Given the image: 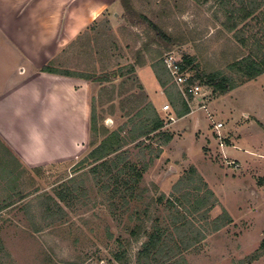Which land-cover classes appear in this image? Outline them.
Listing matches in <instances>:
<instances>
[{
	"label": "rangeland",
	"instance_id": "1",
	"mask_svg": "<svg viewBox=\"0 0 264 264\" xmlns=\"http://www.w3.org/2000/svg\"><path fill=\"white\" fill-rule=\"evenodd\" d=\"M126 3L131 13L145 17L157 31L150 24L128 22L124 16L129 13L120 2L115 15L104 14L75 41L65 45L52 60L53 65L62 71L103 77L118 67L125 68L145 48L148 63L162 61L164 54L174 51L194 59L199 73L209 74L225 71L247 54L232 34L224 30L226 18L214 0L204 3L126 0ZM258 13H264V5ZM262 26L259 24L258 29L251 31L258 33L259 39ZM243 32L242 37L251 35L247 29ZM260 44L264 45V38ZM40 47L33 49L36 55L43 54ZM22 59V64L30 69L37 68L39 58ZM20 61L0 40V95L7 84L26 78L27 74L24 77L18 74ZM24 65L25 74L29 68ZM136 83L132 74L113 86L108 83L101 89L103 92H98V84H93L92 105L100 126L109 131L124 127L128 137L130 125L126 124L125 116L138 109L139 103L133 97L137 93ZM110 87L115 89L114 94ZM202 91L206 93L203 103L192 101L188 107L197 111V115L187 122L199 126L194 129L187 126L190 130L185 137L167 145L160 162L163 150L158 147L163 142L152 136L119 151L121 161L116 156L109 157L110 177L104 176L100 163L77 169L76 165L90 152L88 145L84 146L86 151L78 148L80 153L71 159L33 167L41 168L39 173L18 166L12 176L5 175L0 168V264H118L114 261L118 253L123 255L122 262L136 264V254L146 235L156 227L166 230L170 237L166 244L173 246L177 242L173 226L178 221L173 218L175 214L171 213L175 211L168 201L177 205V199L184 200L182 194L192 191L195 185L201 189L197 195L187 197L190 208L196 198L211 193L206 205L209 207L188 216L201 240L197 239L190 247L191 238L184 240L186 250H175L174 254L183 257L186 264H264V255L250 263L247 260L264 239V75L222 97L211 95L208 89ZM111 99L114 102L110 103ZM28 105L37 117L34 129L39 126V133L46 136L54 128L58 142L72 145L76 135L66 133L69 119L63 110L54 121L46 106L38 112L41 106ZM25 123V127L33 125ZM217 124L222 125L220 132L214 131ZM179 131L175 132L177 137H181ZM46 144L49 143L41 141V145ZM230 162L237 168L229 166ZM127 164L142 172V178L136 184L130 179L132 197L123 199L116 191H123L118 170ZM193 169L195 184L189 180ZM183 180L187 182L183 184ZM181 203L182 207L188 205ZM46 207L52 214L46 213ZM219 217L223 224L216 231L214 221ZM154 264H162V259Z\"/></svg>",
	"mask_w": 264,
	"mask_h": 264
},
{
	"label": "crops",
	"instance_id": "2",
	"mask_svg": "<svg viewBox=\"0 0 264 264\" xmlns=\"http://www.w3.org/2000/svg\"><path fill=\"white\" fill-rule=\"evenodd\" d=\"M7 1L0 0V40L4 41L21 59L18 74L21 77L26 74L27 76L21 81L7 84L2 90L4 93L0 95V142L10 151L21 168L33 169V167L71 159L80 153L78 148L82 149L84 146L86 148L88 145L89 118L94 101L92 86L98 84V92H100L105 86L109 84L113 86L122 79L113 78L111 83L102 85L99 82L42 73L39 69L56 58L65 45L75 41L104 14L114 12L115 15L120 8V0H12L11 3ZM20 43L25 47H21ZM37 45L41 46L43 54H35L33 49H36ZM147 52L144 48L141 53L135 55L131 63H128L134 65V75L137 79L135 87L137 93L133 97L139 104L133 114H138L147 106L150 114L163 122L162 128L150 135V138L155 136V139L162 142L170 138L165 146L162 144L158 147L163 150L158 159L160 162V159L164 158L167 145L176 139H183L190 130L187 126L192 125L194 129L199 124L187 122L188 119H193L191 118L193 115H197V111L189 110L187 115L180 118L175 116L182 110L183 99L181 96L178 97V90L170 82L168 73L161 63L159 67L163 73L162 81L164 84L166 80L169 82L165 87L159 84L152 68L156 61L148 63L150 60ZM22 57L28 61L32 59L37 61L39 58L37 68L30 69L22 64ZM23 65L29 68L25 74ZM165 89H168L169 93H174L170 100ZM114 90L110 87L113 94ZM109 102H114V99ZM29 103L41 106L37 108L38 112L40 108L45 109L46 106L48 115H53L54 121L58 119V112L63 110L64 115L69 119L66 133L76 135L72 145L58 142L59 135L54 128L46 136L39 133V126L34 129L38 124L37 117L33 116ZM164 106L169 107L168 112L162 110ZM133 114L125 116L126 124L134 116ZM168 115L174 118V122L167 123ZM109 117H112V114H109ZM27 121L28 124L33 125L25 127ZM177 130H180L181 137L175 134ZM41 141L42 144L47 142L49 144L41 145ZM197 145L200 146V143Z\"/></svg>",
	"mask_w": 264,
	"mask_h": 264
},
{
	"label": "trees",
	"instance_id": "3",
	"mask_svg": "<svg viewBox=\"0 0 264 264\" xmlns=\"http://www.w3.org/2000/svg\"><path fill=\"white\" fill-rule=\"evenodd\" d=\"M192 1L195 3H204L208 0ZM120 2L121 5L125 8V12L129 13V15L124 16L125 18H127L128 22L132 24H150L149 26L157 31L155 26L147 21L145 17L141 15H137L136 17L134 13H131V7L126 3V0H120ZM214 3L220 8V11H222L224 17L226 18L225 23L223 24L224 30L232 34L233 38L237 41L240 47L243 50L247 51V54L240 60H236L232 64L227 66L225 71H216L209 74L199 73V71L196 69L197 67L193 64L194 60L192 58L188 56L182 57L184 67L189 68V71L192 74L191 82H197L206 89L211 90V95L222 97L239 88L240 86L252 82L264 75V45L260 44L261 40L264 38V13H258L264 5V0L261 2H258V0H235V2H232L231 0H214ZM135 17L138 21H135ZM250 23H254V25L251 26ZM259 24L263 25L261 30L259 31L260 33L262 32L260 39L259 37H257L258 33H251L253 29L259 28ZM243 29H247V31H249L251 35L249 34L248 37H242ZM157 35H160V37L165 39L164 36L159 32H157ZM136 63L139 64L138 60H136ZM160 63L163 65L161 60L156 61L152 68L159 84L162 87H165L169 80H166L165 84L162 81L163 73L161 67H159ZM53 64V61L48 62L46 65L39 69V72L69 78H76L89 82H99L100 84L112 82L113 78L126 79L127 75H132L135 72L134 65H126L125 68L118 67L115 71H112L106 76L95 77L94 75L73 73L68 70L62 71ZM165 93L169 96V100L171 99V95L174 94L173 92L169 93L168 89H165ZM177 94L179 97L180 94ZM181 104L182 110L180 112H177L175 115L177 118L185 116L189 113V109L187 108L186 103L182 101ZM95 114V109L93 105H91L88 141L90 152L76 165V167L78 170H81L88 165L90 166L100 163L99 167L104 171L103 173L106 177L107 175H109L110 177L112 173L110 168L111 161H108L109 157L116 156V158L119 159L118 161H121V155H117L119 154V151H121L128 144L136 143V145H138L141 142L139 141L141 139L150 140V135L159 131L163 126V122L160 121L157 117H153L149 112V108L146 106L138 114L136 113L132 118L129 119L127 125H130V129L127 132L128 137H126L124 127L109 131L108 129L99 125V121L97 120ZM169 141L170 138L168 137L167 140L163 141V144H167ZM0 150L2 153H0V168H2L1 170L4 169L5 175L12 174L13 176L14 169L16 171V168H18V166L21 168V166L14 158V156L10 153V151L1 142ZM32 170L39 173L41 171V168ZM93 171L95 172L96 169H94ZM129 171L132 172L134 177L130 175ZM142 171H144V169H142ZM27 172V170L23 169V173L27 174ZM0 173L2 174L1 171ZM118 173V178L121 180V189L123 191L116 189L117 194H119L123 199L125 198V196L132 197V187L128 186H131L132 181V184H136L138 180H141L142 172L137 170L134 166L127 164L123 167V169H119ZM193 175H195L194 169L190 171L189 180H191V183L195 184ZM198 178L199 177H197L196 179L199 181ZM119 179L115 180L118 181ZM130 179H132V181ZM186 182L187 181L184 182L183 180V184ZM188 184L190 183L188 182ZM190 187L192 186L190 185ZM191 189V192L187 191L182 194L181 199L184 200L178 201L177 199V205L168 201V206L172 207V209L175 211L171 214L172 216L175 214L173 218L178 221L177 224H174L173 226V232L179 245L177 244V242H174L173 246H169L168 244H166L165 240L170 238L166 234V230H161L159 227H156L151 234L146 235V241L142 244L140 250L136 254V264H142V261H146V264H154V262L159 259H162V264H186L184 258L180 257V255L174 254V252L175 250H186V243L184 242V240L188 241L191 238L193 242H190L189 247L194 244L197 239L201 240L199 237H197L198 232L195 231V226L191 223V220H188V216H193L200 210V208L205 207L208 203V199L211 197V193L208 191L205 196L196 198L195 205H192V207L190 208L187 197L197 195L198 191L201 188L195 185V187H192ZM182 201L188 204L187 207L181 206L183 205L181 203ZM46 213L52 214L48 207H46ZM221 220L222 218L219 217L214 221V228L216 231L219 230V228L223 224ZM165 249H167V251L163 255V251ZM263 255L264 239L261 241L257 251H255L254 254L247 259L248 263L257 260ZM114 261L118 264H128V261L122 262V253L116 254L114 256Z\"/></svg>",
	"mask_w": 264,
	"mask_h": 264
},
{
	"label": "built area",
	"instance_id": "4",
	"mask_svg": "<svg viewBox=\"0 0 264 264\" xmlns=\"http://www.w3.org/2000/svg\"><path fill=\"white\" fill-rule=\"evenodd\" d=\"M162 63L170 77L171 83L177 88L180 96L188 107H190L192 101L196 103H203L202 99L206 93L202 90L206 88H201L197 82H191L192 74L188 68L184 67L182 56L178 55L174 51H169L162 57ZM162 110L168 111L169 107L164 106ZM167 120L170 123L174 122L172 116H169ZM213 128L215 132H218L219 129L222 128V125L217 124ZM228 165L237 168V165L233 162L228 163Z\"/></svg>",
	"mask_w": 264,
	"mask_h": 264
}]
</instances>
